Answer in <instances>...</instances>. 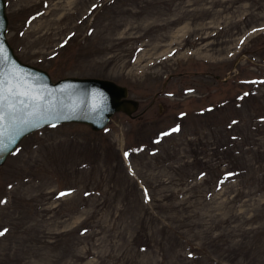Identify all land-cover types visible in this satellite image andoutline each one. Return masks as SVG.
<instances>
[{
	"label": "rangeland",
	"instance_id": "374dc122",
	"mask_svg": "<svg viewBox=\"0 0 264 264\" xmlns=\"http://www.w3.org/2000/svg\"><path fill=\"white\" fill-rule=\"evenodd\" d=\"M4 11L20 60L111 79L137 105L99 130L43 125L7 154L0 264H264V0Z\"/></svg>",
	"mask_w": 264,
	"mask_h": 264
},
{
	"label": "water",
	"instance_id": "95a60500",
	"mask_svg": "<svg viewBox=\"0 0 264 264\" xmlns=\"http://www.w3.org/2000/svg\"><path fill=\"white\" fill-rule=\"evenodd\" d=\"M6 25L4 0H0V77L20 86L21 90L42 93L44 100L38 114L30 116L32 106L11 113L8 105L17 104V101L9 97L5 103L6 119L0 129V163L23 136L43 125L79 122L92 130H99L113 112L130 115L136 107L137 101L127 96L126 87L111 79L62 76L51 80L46 70L17 57L6 38Z\"/></svg>",
	"mask_w": 264,
	"mask_h": 264
},
{
	"label": "snow or ice",
	"instance_id": "6c2138e0",
	"mask_svg": "<svg viewBox=\"0 0 264 264\" xmlns=\"http://www.w3.org/2000/svg\"><path fill=\"white\" fill-rule=\"evenodd\" d=\"M0 51H2V48H0ZM9 97L17 101V104L8 105V109L11 113H18L32 106L33 110L29 113L30 116L38 114L41 102L44 100L42 93H36L31 89L21 90L20 86L13 85L10 81L0 77V129H3L4 121L6 119L5 103ZM13 119H15L14 116ZM178 130V128H175L172 131ZM0 135H2V132H0ZM127 155L128 154L125 153L126 157ZM61 195H63V193H61ZM4 231H0V235H3Z\"/></svg>",
	"mask_w": 264,
	"mask_h": 264
}]
</instances>
